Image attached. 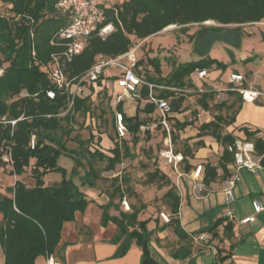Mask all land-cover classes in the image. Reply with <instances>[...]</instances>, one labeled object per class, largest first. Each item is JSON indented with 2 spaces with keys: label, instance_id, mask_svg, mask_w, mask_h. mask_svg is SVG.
I'll list each match as a JSON object with an SVG mask.
<instances>
[{
  "label": "trees",
  "instance_id": "obj_1",
  "mask_svg": "<svg viewBox=\"0 0 264 264\" xmlns=\"http://www.w3.org/2000/svg\"><path fill=\"white\" fill-rule=\"evenodd\" d=\"M58 1L0 0L6 8L5 13L0 9V67L3 68L0 76V156L4 150L10 149L13 162L10 174L13 176L22 175L30 168V160L34 159L30 169L34 186L27 187L17 180L5 193L0 191V246L4 264H35L37 257L52 254L60 240L63 224L73 221L76 212L82 213L86 209L88 200L85 194L70 179L63 178L59 183L43 186L42 177L46 173H64L56 164L61 152L69 153L75 160L77 169L85 167L80 185L89 188L102 179L103 172L114 171L123 159L131 157L130 148L125 141L121 146L116 143L106 153L97 146L94 149L90 147L95 140L93 133L87 139H82L77 133L70 137L73 133L71 123L74 115L93 116L97 108L93 107L90 100L91 93L81 95L84 87L89 91L93 90L92 85L80 88L70 108V98L66 93H56L53 99L47 97L46 93L54 91V87L46 74L40 71V67L49 62L54 52L61 50L60 47L51 45V40L67 24L66 17L56 9ZM206 22H214L219 27H205V30L225 35L228 31L224 28L233 26L236 34L235 42L218 35L212 44L218 40L238 46L243 36V26L264 22V0H123L105 11V21L99 26L101 28L110 24L113 30L105 38L91 36L82 52L64 64L63 73L69 80L79 78L90 69L97 57L121 56L130 51L134 41H143L169 26H177L182 32H187L190 25ZM188 40L194 43V50L200 57L197 61L175 66L163 76L158 58L146 57L136 59L135 73L151 83L178 89L192 86L189 77L196 70L208 69L213 65L219 69L225 68L226 65L222 62L207 56V50L212 44L204 52L200 50L199 40L202 39L199 33L189 36ZM249 60L250 58H246L243 61ZM148 67L152 69L153 76L142 74L143 68ZM103 80V76H100L97 86H101ZM102 90L105 96V87ZM21 91H26L28 97L19 98ZM193 94L197 97L196 103L200 109L216 112L211 121L198 127L196 134L197 138L211 136L223 147L217 166H205L211 172L209 180H213L217 177L218 168L225 174L227 166L233 165V157L227 147L236 138L231 133H224V129L234 122L240 104L235 98L231 104L220 101L211 105L215 101V91ZM227 94L235 93L229 91ZM142 96L144 99L137 102L145 104L141 109L138 105L133 116L123 113V103L116 105L115 109L124 115L128 130L122 139L130 137L132 145L139 141L142 133L140 126L150 123L155 113L154 106L145 100V89L142 90ZM158 97L170 99L174 98V93L161 91ZM103 114L100 111V119ZM140 114L144 116L141 117ZM114 119L113 115V122ZM11 121H15L14 125H11ZM169 121L171 140L175 143L179 139V132L192 126L194 120L179 121L170 116ZM242 130L246 136L244 140L253 139L254 150L261 157L260 164L264 167V141L255 137L256 132ZM160 132L162 143L164 132L161 127ZM142 134L146 135V140H150L152 133ZM31 136L35 138L33 149L30 148ZM100 136L97 137L98 144L101 142ZM69 139L76 143V149H67L66 142ZM201 147H204L202 141L195 142L192 148L184 143L180 152L186 162L185 170L190 168L187 160L193 157V148ZM97 163L103 164V168L98 169ZM2 165L0 162V166ZM77 169L74 172L79 174ZM171 173L174 172L171 170ZM206 177L207 175L204 181L207 182ZM145 183L168 188L160 201L171 214L169 225L173 227L175 235L179 239L186 238L187 235L176 218L180 197L171 182L170 174L155 168L146 173ZM114 191L118 189L114 188L109 195V202L101 206V225L112 222L118 229L113 240L119 243L114 256H123L134 241L141 248L142 264H157L150 254L151 232L146 228L147 221L137 220L139 207L132 206L129 212L120 211L118 216L108 214Z\"/></svg>",
  "mask_w": 264,
  "mask_h": 264
},
{
  "label": "crops",
  "instance_id": "obj_2",
  "mask_svg": "<svg viewBox=\"0 0 264 264\" xmlns=\"http://www.w3.org/2000/svg\"><path fill=\"white\" fill-rule=\"evenodd\" d=\"M253 55L261 57L257 53ZM206 81L205 79L197 85L219 90L214 89L212 84ZM245 88L264 93V81L253 79ZM215 97L221 101H228L229 104L233 103L236 98L238 105L240 104V109L234 116V122L225 127L224 133H231L235 138L246 139L242 130L246 129L256 132L255 137L264 141L263 98L250 103L244 102L238 93L219 94ZM189 113L194 114L192 116L193 125L179 132V138L185 140L191 148L197 141H202L204 147L193 148V157L187 160L189 170H185L186 162H184L179 170L180 177L175 173L170 174L171 182L180 197L176 218L187 237L179 239L173 227L159 218V213L163 211L171 218L166 206L161 207L162 211H158L157 206L162 204L160 200L157 203L152 202L139 206L137 207L139 209L137 220L147 221L146 228L151 232L150 254L157 264H264V167L260 164L261 157L254 150L252 157L261 165V169L257 175L245 169L240 170V181L235 188V201L226 204L224 189L227 187V181L234 174V166L228 165L225 174L218 168L217 177L209 180L211 172L207 171L205 166H217L223 147L211 136L196 137L198 127L202 123L211 121L216 112L204 111L196 106ZM172 116L179 121L185 120L182 114H172ZM100 137L102 138V135ZM249 140L253 142V139ZM33 164L34 159L30 160V169ZM196 165H202L203 171L201 179L195 181L189 174ZM30 169L29 175L31 176ZM205 175H207V182L204 181ZM13 178L14 182L18 180V176H13ZM31 178L29 182L25 180L21 182L30 187ZM98 183L97 181L92 188L86 186L80 188L88 200V205L84 212L75 213L73 221L63 224L60 240L50 255L58 264H142L141 248L134 241L131 242L123 256H114L119 245L113 241L118 233L117 226L112 222H108L105 226L101 225V206L109 202L112 189L109 193L102 191L98 188ZM195 185L201 186L202 190L194 191ZM167 189V187H162L157 191L156 194H160L159 199ZM134 191L138 192V188ZM122 200L113 197L108 209L110 216H118L120 211H131L133 203L132 206L129 205L130 210L125 211L121 206ZM253 201L260 202L263 207L261 212L254 213ZM226 213H229L232 218L226 217ZM249 216H254L255 220L246 224L239 222ZM200 235H205L206 239L200 240L198 238ZM47 256L49 255L37 257L35 264H46ZM0 264H4L1 246Z\"/></svg>",
  "mask_w": 264,
  "mask_h": 264
},
{
  "label": "rangeland",
  "instance_id": "obj_3",
  "mask_svg": "<svg viewBox=\"0 0 264 264\" xmlns=\"http://www.w3.org/2000/svg\"><path fill=\"white\" fill-rule=\"evenodd\" d=\"M0 9L2 13L6 12L5 6L0 3ZM205 27H219L214 22H209L201 25H190L187 28V32H182L179 27L172 26L170 29H164L160 33L151 36L143 41H134L133 46L130 50L135 53L136 59H145L146 57H157L160 62V68L162 75H167L175 66L186 64L197 61L200 57L194 50V43L189 41V36L199 33L200 39L199 45L200 50L204 52L206 48L211 45L214 38L218 35H223L224 39H231L233 42L236 41V34L233 32L234 27L228 26L224 29L228 31L224 34L213 33L210 30H205ZM242 39L238 46H231L226 42L216 40L207 50V56L212 59H216L222 62L225 66L224 69L217 68L213 65L206 69L208 71V81L212 84L215 91V95L226 94L227 92L222 91L227 86L228 77L231 71H237L244 76L243 87H247L251 80L264 81V22L245 25L242 28ZM223 30V31H225ZM261 55H253L254 53ZM250 58L249 61L244 62L243 60ZM234 63V65H233ZM146 69V70H145ZM143 68V75L147 73L153 76L151 68ZM118 72L114 69H107L104 73V80L101 86H97L96 89L88 90L84 87L81 95L90 94V100L92 101L93 107H97L94 111L93 116L90 114H76L72 120L71 126L73 133L70 137H73L76 133L82 138L87 139L91 133L95 135V140L90 146L92 149L95 146L108 153L116 143L121 146L122 142L128 143L130 148L131 157L123 159L122 163L116 165L114 171L103 172L101 175L102 179L98 180V188L107 193L110 190L116 188L118 191H114V196L117 199H124L129 205L139 207L147 203H157L160 199L156 194L158 188L156 184L148 185L145 183L146 173L153 171L155 168L161 169V171L172 174L171 168L168 165L163 164L159 161L158 151L162 148L161 137H160V126L154 132H151L150 140H146V135L140 133L139 141L136 145L131 144V138L118 139L115 135V127L113 122L114 110L116 105L112 99V93L115 91L113 86L114 76ZM146 76V75H145ZM201 86V85H200ZM105 87V96L102 88ZM236 93V92H234ZM197 97L194 94H187L185 96H176L171 98V107L178 104L177 112L172 113L174 115L182 114L185 120L192 119L191 113L196 106ZM215 101L220 102L219 98L215 97ZM144 102L138 103L137 101H125L122 109L123 113L127 116H133L138 105L140 109L143 108ZM215 102H211L214 105ZM100 111H103V118H99ZM171 114V116H172ZM63 115V113H61ZM141 117L144 115L140 114ZM155 119V113L152 115V120ZM151 120V121H152ZM150 123L155 122L156 120ZM102 135L101 143L98 144L97 137ZM185 140L180 138L173 143L176 151H182ZM68 150L76 149V143L69 139L66 142ZM189 160V158H188ZM84 161V160H83ZM56 164L59 168L64 170V173L60 171L48 172L42 177L43 186H50L59 183L63 178L70 179L76 186H81V176L83 174V168H76L75 160L69 155V153L61 152L56 160ZM103 164L97 163L98 169L103 168ZM30 169V168H29ZM29 169L27 168L24 174L18 176V180H25L29 182ZM77 169L79 174H76L74 170ZM11 169L2 165L0 167V190L3 193L6 192L8 187L13 186L14 178L10 174ZM174 174V173H173ZM117 177L115 180L114 178ZM173 177V175H171ZM30 186H34V179L31 178ZM138 188V192L134 189ZM146 201V202H144ZM148 201V202H147ZM163 205H158V211H162ZM164 212V211H163Z\"/></svg>",
  "mask_w": 264,
  "mask_h": 264
},
{
  "label": "built area",
  "instance_id": "obj_4",
  "mask_svg": "<svg viewBox=\"0 0 264 264\" xmlns=\"http://www.w3.org/2000/svg\"><path fill=\"white\" fill-rule=\"evenodd\" d=\"M123 0H59L56 4V9L59 14L63 15L67 19L66 26L61 29L51 40V45L61 48L60 51L54 52L50 56V60L47 64L40 67V71L46 74L50 82L54 87V91H48L47 97L53 99L56 93L69 96L70 108L73 104L74 98L78 95L80 88L84 85H92L94 89L97 88V83L100 76L104 75L107 69H114L118 73L113 75V86L115 87L114 93H112V99L115 105L124 103L125 101H142V90H146L145 100L149 104H152L155 108V120L156 123H147L141 125L140 132H154L159 125L164 132L162 139V148L159 150L158 158L163 164L170 166L171 170L180 177V167L184 163V156L180 151H176L171 140V124L169 117L172 114L171 98L158 97L161 91H171L176 96H185L193 93H205L214 91L207 89L203 85L198 86L208 77V71L206 69L196 70L190 77L191 87L185 88H172L164 85H157L139 77L135 71L134 66L136 63V57L133 50L127 53L117 56L115 58L97 57L94 64L88 71L79 78L69 80L63 73V66L66 62L79 55L84 49L87 40L97 35L101 38H105L112 30L113 27L109 24L99 28V26L105 21V11L113 6L120 4ZM10 7V6H9ZM3 74V68L0 67V76ZM244 76L238 72L231 71L228 77L227 86L222 90L225 92H236L241 95L244 102H254L259 98L264 99V93L261 91L244 88L243 87ZM99 87V86H98ZM219 91V90H217ZM19 98L28 97L26 91H21ZM114 127L115 135L118 139L124 138L127 133V127L124 122V115L121 112L114 110ZM14 125L15 121L10 122ZM35 138H30V148L34 147ZM227 150L232 154L234 174L227 181V187L224 189L225 203L230 204L235 201V188L240 181L239 171L242 169L247 170L253 175H257L261 169V165L255 161L252 157L254 152V144L251 141L236 138L231 145L227 147ZM0 162L9 167L12 170V158L10 149L3 151L0 156ZM202 165H196L193 170L190 171V177L192 180H199L202 177ZM194 191L200 192L201 186H194ZM123 210L129 211L130 207L126 200L121 201ZM252 207L254 213H259L263 210L262 205L258 201H253ZM228 218H232L229 213L225 215ZM159 218L164 223L170 222V217L166 213H159ZM254 216L245 217L239 220L240 223L246 224L253 222ZM200 240H205V235L198 237ZM46 264H58V262L51 256L46 257Z\"/></svg>",
  "mask_w": 264,
  "mask_h": 264
},
{
  "label": "water",
  "instance_id": "obj_5",
  "mask_svg": "<svg viewBox=\"0 0 264 264\" xmlns=\"http://www.w3.org/2000/svg\"><path fill=\"white\" fill-rule=\"evenodd\" d=\"M178 104H179V103H176L175 105H173V106L171 107V109H172L173 112H175L176 109L178 108Z\"/></svg>",
  "mask_w": 264,
  "mask_h": 264
},
{
  "label": "bare ground",
  "instance_id": "obj_6",
  "mask_svg": "<svg viewBox=\"0 0 264 264\" xmlns=\"http://www.w3.org/2000/svg\"><path fill=\"white\" fill-rule=\"evenodd\" d=\"M206 23H209V22H206ZM172 26H169V27H167L166 29H170Z\"/></svg>",
  "mask_w": 264,
  "mask_h": 264
}]
</instances>
